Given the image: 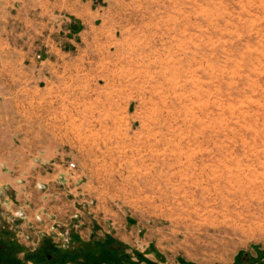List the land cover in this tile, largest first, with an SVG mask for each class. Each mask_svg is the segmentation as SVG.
I'll return each instance as SVG.
<instances>
[{
  "label": "rangeland",
  "instance_id": "rangeland-1",
  "mask_svg": "<svg viewBox=\"0 0 264 264\" xmlns=\"http://www.w3.org/2000/svg\"><path fill=\"white\" fill-rule=\"evenodd\" d=\"M94 3L85 27L53 14L74 46L45 107L0 106V160L24 169L0 176L7 245L108 234L153 264H264V0Z\"/></svg>",
  "mask_w": 264,
  "mask_h": 264
},
{
  "label": "crops",
  "instance_id": "crops-1",
  "mask_svg": "<svg viewBox=\"0 0 264 264\" xmlns=\"http://www.w3.org/2000/svg\"><path fill=\"white\" fill-rule=\"evenodd\" d=\"M94 4V0H0V48H10L18 52V56L0 57V64L10 65L7 69L0 70V81L4 82L3 86L0 84V106H23L25 98L19 99L22 96L20 94L24 92L28 96L29 92L33 91L37 95V112L39 108L45 107L47 97L50 98L53 91L54 77L57 75L55 65L58 57L54 54L74 46L71 39H67L62 47L52 39L50 31L54 29L55 24L53 14L63 12L73 16L85 27L93 20ZM97 6L99 11L101 6ZM39 35L42 36L36 39ZM35 47L43 49L44 54H31L30 50ZM8 166L7 160H0V176L9 178L10 182L14 180H11L12 176L17 178L19 172L24 170L16 168L12 171ZM15 182L21 180L15 179ZM27 194L30 193L21 191L15 200L22 204L26 202L24 198ZM31 203L40 206L37 201ZM43 203L45 205V202Z\"/></svg>",
  "mask_w": 264,
  "mask_h": 264
},
{
  "label": "trees",
  "instance_id": "trees-1",
  "mask_svg": "<svg viewBox=\"0 0 264 264\" xmlns=\"http://www.w3.org/2000/svg\"><path fill=\"white\" fill-rule=\"evenodd\" d=\"M54 245L49 238L42 236L35 250L27 251L24 257H13L11 264H24L29 259L37 264H139L141 260L153 264L135 250L133 253L137 260L133 259L131 254L125 251V244L108 234L98 237L92 235L87 240L72 234L66 247L56 248ZM22 249L23 246L20 245L18 250ZM50 250H53L54 254H50Z\"/></svg>",
  "mask_w": 264,
  "mask_h": 264
},
{
  "label": "flooded vegetation",
  "instance_id": "flooded-vegetation-1",
  "mask_svg": "<svg viewBox=\"0 0 264 264\" xmlns=\"http://www.w3.org/2000/svg\"><path fill=\"white\" fill-rule=\"evenodd\" d=\"M0 233V264H11L13 257L17 256V252H13L7 245V241L4 239L5 231L2 228H0Z\"/></svg>",
  "mask_w": 264,
  "mask_h": 264
},
{
  "label": "bare ground",
  "instance_id": "bare-ground-1",
  "mask_svg": "<svg viewBox=\"0 0 264 264\" xmlns=\"http://www.w3.org/2000/svg\"><path fill=\"white\" fill-rule=\"evenodd\" d=\"M204 193V192H203ZM223 217V216H222Z\"/></svg>",
  "mask_w": 264,
  "mask_h": 264
}]
</instances>
